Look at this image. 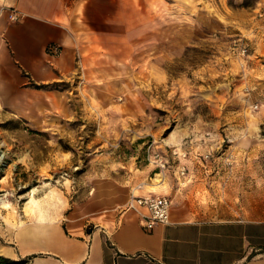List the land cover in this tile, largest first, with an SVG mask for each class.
<instances>
[{"label":"rangeland","instance_id":"1","mask_svg":"<svg viewBox=\"0 0 264 264\" xmlns=\"http://www.w3.org/2000/svg\"><path fill=\"white\" fill-rule=\"evenodd\" d=\"M191 11L189 34L138 38L125 74L55 84L68 100L30 117L9 108L23 74L0 61V242L141 168L153 183L171 172L178 187L198 183L203 218L264 221V0H193Z\"/></svg>","mask_w":264,"mask_h":264},{"label":"crops","instance_id":"2","mask_svg":"<svg viewBox=\"0 0 264 264\" xmlns=\"http://www.w3.org/2000/svg\"><path fill=\"white\" fill-rule=\"evenodd\" d=\"M192 2L0 0V61L23 74L14 79L19 85L9 108L27 117L38 108L48 112L55 97L68 100L52 85L76 77L86 86L125 74L138 38L172 42L181 28L190 33ZM11 11L19 16L15 22L8 18ZM41 101L48 104L37 105ZM179 165L183 175L185 166ZM175 174L153 183L156 178L141 168L129 181L105 182L61 220L18 226L0 242V256L25 258L27 264H264V221L201 217L194 197L198 183L178 187ZM148 193L170 200L168 223L150 230L143 227L144 208L126 209L132 196Z\"/></svg>","mask_w":264,"mask_h":264},{"label":"built area","instance_id":"3","mask_svg":"<svg viewBox=\"0 0 264 264\" xmlns=\"http://www.w3.org/2000/svg\"><path fill=\"white\" fill-rule=\"evenodd\" d=\"M8 18L11 22H15L19 16L15 11H11ZM242 51L244 52V49ZM256 107L254 106V108ZM156 158H158L157 154L153 156V162L156 163V166L164 168L165 162L161 158ZM184 170V167H181L180 174H183ZM139 208L145 210L142 219L143 227L147 230L152 229L157 224H167L169 221L170 200L164 195L148 193L143 196H132L126 209L138 210Z\"/></svg>","mask_w":264,"mask_h":264},{"label":"trees","instance_id":"4","mask_svg":"<svg viewBox=\"0 0 264 264\" xmlns=\"http://www.w3.org/2000/svg\"><path fill=\"white\" fill-rule=\"evenodd\" d=\"M29 85L36 89H42L46 87L44 85H35V84H29ZM52 86H55V85H52ZM0 264H27V259L18 258L16 260H13V259H8L3 256H0Z\"/></svg>","mask_w":264,"mask_h":264},{"label":"bare ground","instance_id":"5","mask_svg":"<svg viewBox=\"0 0 264 264\" xmlns=\"http://www.w3.org/2000/svg\"><path fill=\"white\" fill-rule=\"evenodd\" d=\"M34 190V189H33ZM31 204V203H30Z\"/></svg>","mask_w":264,"mask_h":264}]
</instances>
